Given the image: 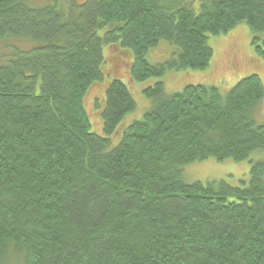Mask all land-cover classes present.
<instances>
[{
    "label": "trees",
    "instance_id": "trees-1",
    "mask_svg": "<svg viewBox=\"0 0 264 264\" xmlns=\"http://www.w3.org/2000/svg\"><path fill=\"white\" fill-rule=\"evenodd\" d=\"M44 4L0 0V264H264L262 78L226 96L204 85L168 95L160 81L208 68L209 37L242 23L264 58V0ZM162 41L179 52L151 65ZM105 47L132 53L133 81L159 80L117 145L137 107L127 86L107 84L104 136L84 106L105 80ZM208 159L250 160V178L187 183L183 170Z\"/></svg>",
    "mask_w": 264,
    "mask_h": 264
},
{
    "label": "rangeland",
    "instance_id": "rangeland-1",
    "mask_svg": "<svg viewBox=\"0 0 264 264\" xmlns=\"http://www.w3.org/2000/svg\"><path fill=\"white\" fill-rule=\"evenodd\" d=\"M40 3H58L60 7H73L83 4L86 0H38ZM71 2H76L72 4ZM105 32H101L103 37ZM253 35L245 23L239 24L227 35L210 36L209 45L214 51L210 65L205 70L173 72L165 75L160 81L165 82L168 95L180 92L189 85L216 86L226 96L229 91L242 79L252 75H259L264 82V58H259L252 47ZM4 41V40H0ZM6 45L16 43V46H26L12 40L6 39ZM179 52L177 48L162 41L156 48L151 49L146 59L151 65L163 64L170 60L174 53ZM106 59L103 67L106 74L103 82L95 83L89 90L84 106L88 113L92 132L104 136L102 111L105 105V94L107 84L112 80L122 81L128 88L136 102V110L128 115L121 123L116 134L111 138L114 145L121 140L123 131L133 122L142 120L146 112L151 108L152 101L145 96L144 91L154 86L159 80L148 79L144 82L133 81L130 75L134 57L129 50L122 48L104 49ZM261 118V117H260ZM258 119L261 121L262 119ZM263 121V120H262ZM264 152L254 154V161L262 160ZM257 158V159H256ZM252 163L250 160L234 162L226 160L218 162L208 159L189 165L183 170L184 179L187 183L201 182L208 184L213 181L225 180L232 186H240V180L250 178Z\"/></svg>",
    "mask_w": 264,
    "mask_h": 264
}]
</instances>
